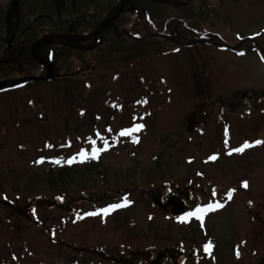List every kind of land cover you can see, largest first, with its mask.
<instances>
[{"label": "rangeland", "instance_id": "obj_1", "mask_svg": "<svg viewBox=\"0 0 264 264\" xmlns=\"http://www.w3.org/2000/svg\"><path fill=\"white\" fill-rule=\"evenodd\" d=\"M218 7L198 23L157 7L159 24L148 16L139 30H165L171 43L106 35L94 51L97 39L83 51L45 46L38 55L53 79L0 91V264H150L163 253L166 264H264V143H255L264 142V59L251 50L264 41L236 42L264 40V0ZM115 9V0H0V80L43 76L32 42L79 37ZM188 31L237 49H176ZM165 191L191 194L188 213L223 206L202 221L172 217L146 198Z\"/></svg>", "mask_w": 264, "mask_h": 264}, {"label": "flooded vegetation", "instance_id": "obj_2", "mask_svg": "<svg viewBox=\"0 0 264 264\" xmlns=\"http://www.w3.org/2000/svg\"><path fill=\"white\" fill-rule=\"evenodd\" d=\"M63 2H65V0H61ZM109 0H102V4L104 2H108ZM117 2V8L120 5L121 1L124 2L123 5V10L120 14V16L114 21L111 22L109 26H106L105 28H103V30H101V32L105 33V34H110L112 33L113 35L115 34L114 27L116 28V30L122 34H125L126 31L130 30V22L132 20V16L130 14V11L132 10H136L137 11V16L139 17V24H143L144 21V17L147 18L148 16H150L151 18H155L156 21H159V17H155L152 14L156 13L158 14V8L160 6H165V8L169 7L172 8L176 11H180V12H184V13H189V15L187 16H181V18H185L188 19L190 21H195V22H204L205 19L209 18L210 16V12L212 11H216V7H218L219 5H221L223 0H216V4L214 6H212V8L210 9V4L209 1L210 0H115ZM231 1H237V0H231ZM116 10H113L112 12H104L102 15L103 17L99 18L97 21L98 23L96 24V26L98 24H100L102 21H104L105 19L113 16L115 14ZM127 14L126 17H123V14ZM123 17V18H122ZM95 26V27H96ZM94 27V28H95ZM93 30V29H92ZM9 32L12 34V28L10 27ZM14 33V32H13ZM188 34V33H187ZM189 35V34H188ZM184 41H185V36L181 35L180 36ZM165 38L168 42L172 41V38L170 37H163ZM201 37H197L195 39V41H201L200 40ZM61 43L63 44V42L60 43H56L59 44V46H61ZM187 44L186 42L183 43V45ZM210 45V43H209ZM75 49H80L82 50L83 48H79L75 46ZM3 80V79H2ZM0 80V81H2ZM173 202L176 201V198H172ZM169 200V196L168 195H161L159 196V200L158 203L161 202L162 206L161 209L159 210H163L166 212L170 211L169 207H164V204L167 203V201ZM163 255H168L170 257V255L168 253H163ZM162 256V261L163 262H167V257ZM173 259V256H171Z\"/></svg>", "mask_w": 264, "mask_h": 264}, {"label": "snow or ice", "instance_id": "obj_3", "mask_svg": "<svg viewBox=\"0 0 264 264\" xmlns=\"http://www.w3.org/2000/svg\"><path fill=\"white\" fill-rule=\"evenodd\" d=\"M138 127H143V125H139ZM138 130L137 128H133L132 131H136ZM125 133H121V135H124ZM133 142H138V141H133ZM256 144H260V143H264V142H261V141H256L255 142ZM251 145H249L247 142L242 145L241 147L239 148H236L234 149L233 151L237 152V153H241L244 151L245 148H248L250 147ZM231 154V153H229ZM80 157H85L86 154L81 151L79 154H78ZM96 156V152L94 151L93 152V158H95ZM74 159V158H73ZM210 159L214 160L216 159L215 156H212L210 157ZM71 162V161H70ZM244 187H247V182H244ZM215 194V193H213ZM231 198V192L229 193V199ZM127 199L125 198V202L124 203H120V204H113V205H110L108 208H105V209H101V213L104 214V215H107L109 213L110 210H116L118 208H121V207H125L127 206ZM223 205L221 204H208L205 208H200V207H197L196 210L194 212H189L187 213V218H192V217H195L196 219L198 220H201L203 219V215L207 212V211H211V210H215L219 207H222ZM97 213H89L88 215H96ZM210 247V245H205V250L207 251L208 248Z\"/></svg>", "mask_w": 264, "mask_h": 264}, {"label": "water", "instance_id": "obj_4", "mask_svg": "<svg viewBox=\"0 0 264 264\" xmlns=\"http://www.w3.org/2000/svg\"><path fill=\"white\" fill-rule=\"evenodd\" d=\"M120 9H121V6H120L119 10L117 11V13L115 14V16H114L111 20L115 19V18L119 15V13H120ZM106 22H108V21H106ZM106 22H105V23H106ZM101 26H102V25H100V26L94 31V33H93L91 36H93ZM58 38H60L61 40L66 41V42H75V41L69 40V39L64 38V37H58ZM50 39H51L50 37H45V38H43V39L37 41L36 43H34V44L32 45V49H31L32 56L34 57V54H33V53H34V49H35V48L41 46V45H42L43 43H45V42L49 43V42H50ZM34 59H35L36 61H38L40 64L44 65V67L47 69L48 75H47L46 77H44V78H34V77H33V78H22V79L13 80V81H6V82H3V83L0 84V88H1V86H2L3 84H10V85H12V86H15V85H17V84H21V83H25V82H29V81H45V80H48V79L51 77V74H52V69H51V67H50L49 65H45V64H43L41 61L37 60L36 58H34ZM173 213H174V214H182V209H181V208H179V209H175V210L173 211ZM152 264H160V258H156V259L152 262Z\"/></svg>", "mask_w": 264, "mask_h": 264}]
</instances>
